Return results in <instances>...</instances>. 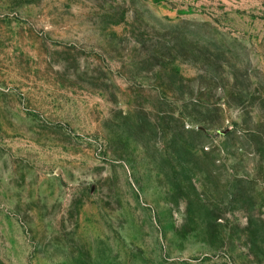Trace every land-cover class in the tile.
Listing matches in <instances>:
<instances>
[{
    "label": "rangeland",
    "instance_id": "obj_1",
    "mask_svg": "<svg viewBox=\"0 0 264 264\" xmlns=\"http://www.w3.org/2000/svg\"><path fill=\"white\" fill-rule=\"evenodd\" d=\"M0 264H264V0H0Z\"/></svg>",
    "mask_w": 264,
    "mask_h": 264
}]
</instances>
